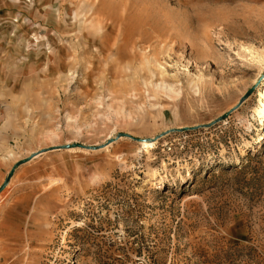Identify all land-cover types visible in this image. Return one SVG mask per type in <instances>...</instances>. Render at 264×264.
Masks as SVG:
<instances>
[{
	"label": "rangeland",
	"instance_id": "374dc122",
	"mask_svg": "<svg viewBox=\"0 0 264 264\" xmlns=\"http://www.w3.org/2000/svg\"><path fill=\"white\" fill-rule=\"evenodd\" d=\"M34 153L0 264H264V0H0V187Z\"/></svg>",
	"mask_w": 264,
	"mask_h": 264
},
{
	"label": "water",
	"instance_id": "95a60500",
	"mask_svg": "<svg viewBox=\"0 0 264 264\" xmlns=\"http://www.w3.org/2000/svg\"><path fill=\"white\" fill-rule=\"evenodd\" d=\"M254 92V88L253 89H250L249 91H247V93L242 97V99L240 100L239 104L232 110L230 111L229 113L223 115L218 121H222L224 119H226L233 111H235L236 109H238L243 103L244 101L249 98L251 96V94ZM36 153H34L33 155H31L30 157L26 158V159H23L19 162H17L13 168L11 169L10 173L8 174L7 178L5 179L3 185L0 187V191H3L7 186L8 184L10 183V181L12 180V178L14 177L17 169L19 167H21L22 165L24 164H27L29 163L30 161H32L35 157H36Z\"/></svg>",
	"mask_w": 264,
	"mask_h": 264
},
{
	"label": "crops",
	"instance_id": "0c3cea01",
	"mask_svg": "<svg viewBox=\"0 0 264 264\" xmlns=\"http://www.w3.org/2000/svg\"><path fill=\"white\" fill-rule=\"evenodd\" d=\"M38 158H39V156H37L36 158H34V159H33L32 161H30L29 163L24 164V165H22L21 167H19V168L17 169L15 175H14V178H12V180L16 178V176H17V174H18L19 172H21V169L27 167V166L30 165L32 162H35L36 160H38ZM12 180H11V181H12Z\"/></svg>",
	"mask_w": 264,
	"mask_h": 264
},
{
	"label": "bare ground",
	"instance_id": "6f19581e",
	"mask_svg": "<svg viewBox=\"0 0 264 264\" xmlns=\"http://www.w3.org/2000/svg\"><path fill=\"white\" fill-rule=\"evenodd\" d=\"M114 21H115V20H114ZM145 144H146L147 147H149V144H150V143L147 142V143H145ZM74 151H75V150H74ZM70 152H71V151H70ZM91 181H92V182H96V181H100V180H99L98 177H95V178H93ZM158 185H159V184H158ZM156 186H157V185H156ZM154 187H155V186H154ZM0 194H1V192H0ZM1 197H2V196H0V198H1Z\"/></svg>",
	"mask_w": 264,
	"mask_h": 264
},
{
	"label": "built area",
	"instance_id": "2783aa9c",
	"mask_svg": "<svg viewBox=\"0 0 264 264\" xmlns=\"http://www.w3.org/2000/svg\"><path fill=\"white\" fill-rule=\"evenodd\" d=\"M1 203H2V202H1V200H0V212H1Z\"/></svg>",
	"mask_w": 264,
	"mask_h": 264
}]
</instances>
